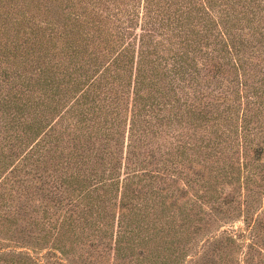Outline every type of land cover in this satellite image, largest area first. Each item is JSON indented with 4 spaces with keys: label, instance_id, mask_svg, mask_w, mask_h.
Returning a JSON list of instances; mask_svg holds the SVG:
<instances>
[{
    "label": "trees",
    "instance_id": "1",
    "mask_svg": "<svg viewBox=\"0 0 264 264\" xmlns=\"http://www.w3.org/2000/svg\"><path fill=\"white\" fill-rule=\"evenodd\" d=\"M263 142L264 0H0V264H260Z\"/></svg>",
    "mask_w": 264,
    "mask_h": 264
},
{
    "label": "rangeland",
    "instance_id": "2",
    "mask_svg": "<svg viewBox=\"0 0 264 264\" xmlns=\"http://www.w3.org/2000/svg\"><path fill=\"white\" fill-rule=\"evenodd\" d=\"M264 143V142H263ZM263 146H264V144H263ZM238 155L237 154H234L233 156H232V165H234V167H237V162H238ZM256 161H259V162H263L264 161V153L263 154H261L260 155V157H259V159L258 160H256ZM241 177H242V175L241 174H238V181H240V179H241ZM183 180H181L179 183H178V186L179 187H181V186H183V187H187V185H183ZM219 185H217L218 187L220 186V187H222L220 190H219V192L221 191V193H219V196H221L222 194H223V192H226L227 190H229V188L234 184V186L237 188V182L236 181H233V182H231V183H225V182H220L219 181ZM238 194H240L239 193V191H237L236 192V198H239L238 197ZM188 197H191L190 195L188 196ZM242 226V222L240 221V220H234V221H231V222H226L223 226H221L222 228H226V229H228V230H231V229H238V228H240ZM245 241V240H244ZM21 250H23V249H21ZM29 252L31 253V250H29ZM42 253V250H40L39 252H37V254H41ZM232 255H233V253H232ZM228 263H230V262H228ZM241 262H239V264H240ZM260 264H264V259L263 260H261V263Z\"/></svg>",
    "mask_w": 264,
    "mask_h": 264
}]
</instances>
